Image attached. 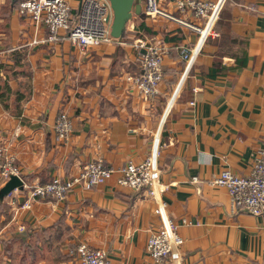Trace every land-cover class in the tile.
Returning a JSON list of instances; mask_svg holds the SVG:
<instances>
[{
	"label": "crops",
	"instance_id": "crops-1",
	"mask_svg": "<svg viewBox=\"0 0 264 264\" xmlns=\"http://www.w3.org/2000/svg\"><path fill=\"white\" fill-rule=\"evenodd\" d=\"M11 1L0 0V163L14 157L23 186L3 196L0 173V264H75L81 242L106 250L113 264H170L146 251L161 226L159 200L146 190L112 179L22 208L26 186L69 180L89 162L140 163L156 147L168 187L161 201L184 239L180 264H264V223L211 184L225 169L250 175L264 151V0H225L219 36L200 50L196 33L143 8L121 39L81 49L63 33L36 44L47 30ZM141 41L159 42L166 54L151 98L130 80L141 71ZM62 112L73 123L64 141L55 132Z\"/></svg>",
	"mask_w": 264,
	"mask_h": 264
},
{
	"label": "built area",
	"instance_id": "built-area-1",
	"mask_svg": "<svg viewBox=\"0 0 264 264\" xmlns=\"http://www.w3.org/2000/svg\"><path fill=\"white\" fill-rule=\"evenodd\" d=\"M166 1V0H165ZM164 1V2H165ZM174 8L190 14L202 24L187 21L176 15L163 5L162 0H141L146 17L164 19L178 23L198 35L196 49L200 50L210 38H216L219 33L216 24L225 0H168ZM71 0H23L19 6L20 14L30 17L36 29L45 28L47 37L36 40V44L58 42L62 34L69 36L71 42L81 49L109 43L111 36L112 10L107 0H79L77 13L74 16ZM138 48L144 50L140 56L141 71L130 78L144 97H154L159 93L163 81V65L165 51L157 41L139 42ZM182 57L189 64L192 52L183 48ZM73 123L69 116L62 112L58 115L55 132L57 139L64 141L72 131ZM4 157V149L0 143V160ZM160 150L156 147L145 161L127 162L122 167L106 165L102 161L89 162L81 171L64 180L53 178L45 184L26 186L27 201L23 209L40 199L64 200L71 190L78 186L95 188L115 179L118 186L132 190H146L152 199L158 201L155 210L161 219L160 228L149 237L146 251L156 261H167L170 264H180V248L184 239L179 232V225L169 218L165 203L161 196L168 190L160 184L158 160ZM1 177L8 181L11 177L21 178L20 170L14 157H7L0 165ZM22 180V179H21ZM198 179L194 178L193 182ZM215 187L226 188L234 207L242 208L250 215L260 218L264 223V151L259 154L250 175L241 176L225 169L211 181ZM19 191V188L12 192ZM11 192V193H12ZM75 264H113L109 253L101 248H93L86 242H81L74 249Z\"/></svg>",
	"mask_w": 264,
	"mask_h": 264
},
{
	"label": "water",
	"instance_id": "water-1",
	"mask_svg": "<svg viewBox=\"0 0 264 264\" xmlns=\"http://www.w3.org/2000/svg\"><path fill=\"white\" fill-rule=\"evenodd\" d=\"M15 2L16 0H12ZM112 10L111 36L118 40L125 36L129 23L134 15L142 14L141 0H107ZM23 186L20 178L13 176L6 183L1 193L3 196L9 195L13 190Z\"/></svg>",
	"mask_w": 264,
	"mask_h": 264
},
{
	"label": "trees",
	"instance_id": "trees-1",
	"mask_svg": "<svg viewBox=\"0 0 264 264\" xmlns=\"http://www.w3.org/2000/svg\"><path fill=\"white\" fill-rule=\"evenodd\" d=\"M22 1H23V0H16L15 2H13V1H11V2H12V5H13L14 7L18 8L19 4H20ZM73 13H74V16H75L76 13H77V8L74 9Z\"/></svg>",
	"mask_w": 264,
	"mask_h": 264
},
{
	"label": "rangeland",
	"instance_id": "rangeland-1",
	"mask_svg": "<svg viewBox=\"0 0 264 264\" xmlns=\"http://www.w3.org/2000/svg\"><path fill=\"white\" fill-rule=\"evenodd\" d=\"M0 165H1V163H0ZM0 173H1V171H0ZM10 179H11V178H10ZM10 179H9V180H10ZM21 179H22V178H20V180H21ZM4 180H5V179H4ZM9 180H8V181H9ZM5 181H6V180H5ZM50 181H51V180H50ZM41 200H44V199H41ZM46 200H48V199H46Z\"/></svg>",
	"mask_w": 264,
	"mask_h": 264
}]
</instances>
